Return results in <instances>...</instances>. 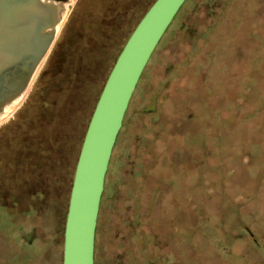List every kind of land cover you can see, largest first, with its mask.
<instances>
[{
  "label": "rangeland",
  "instance_id": "374dc122",
  "mask_svg": "<svg viewBox=\"0 0 264 264\" xmlns=\"http://www.w3.org/2000/svg\"><path fill=\"white\" fill-rule=\"evenodd\" d=\"M42 1L58 16L53 41L0 114V129L9 125L0 130V264H61L89 117L153 0ZM37 80L50 101L41 136L32 108L22 121L42 153L17 167L23 130L14 125ZM151 262L264 264V0H184L131 94L104 176L93 264Z\"/></svg>",
  "mask_w": 264,
  "mask_h": 264
},
{
  "label": "water",
  "instance_id": "95a60500",
  "mask_svg": "<svg viewBox=\"0 0 264 264\" xmlns=\"http://www.w3.org/2000/svg\"><path fill=\"white\" fill-rule=\"evenodd\" d=\"M183 2L153 0L127 36L106 76L73 170L61 264H93L97 212L113 144L138 78ZM57 18L56 10L46 1L0 0V114L24 94L53 41ZM155 96L145 110H153Z\"/></svg>",
  "mask_w": 264,
  "mask_h": 264
},
{
  "label": "trees",
  "instance_id": "16d2710c",
  "mask_svg": "<svg viewBox=\"0 0 264 264\" xmlns=\"http://www.w3.org/2000/svg\"><path fill=\"white\" fill-rule=\"evenodd\" d=\"M115 1H119V0H115ZM120 9L121 8L118 7L116 9V12H118ZM40 86H41V83H40L39 80H37L36 84L34 86V90L36 91L34 96L32 97V99H29L28 103L25 104L24 110L22 109V112H24V113H21L22 117L18 118L15 121L16 125H14V126L17 127L16 130H18V128L23 130L22 132H20L18 141L16 142L18 149L16 150L15 153H16V155H19L18 156L19 157V162L17 164L18 165L17 167L24 166V163L26 162L28 156L30 157V154L35 156V154L38 155V154H40V152L42 153V149L40 148L39 142H34V143L26 142L25 136H26L27 132H26L25 129H26L27 126H26L25 122L22 121L24 119L23 114H25V112H28L27 109L32 108L34 116H32V118L30 117L31 118V122H32V124H33V126L35 128V132L39 133L40 136H41L42 127H40V125H39V123H40L39 118L41 116L46 115V112L48 111V107H49L50 101L47 98V96H45V94L42 93V91L40 92V88H41ZM27 104H28V106H27ZM7 126H9V125L3 126L0 130L1 131L4 130ZM6 130H7V128H6ZM38 137H39V135H38ZM1 203H0V213L4 210V205L1 204ZM244 225H245L244 228L246 230H248V228H247L248 226H246L247 225L246 222H245Z\"/></svg>",
  "mask_w": 264,
  "mask_h": 264
},
{
  "label": "bare ground",
  "instance_id": "6f19581e",
  "mask_svg": "<svg viewBox=\"0 0 264 264\" xmlns=\"http://www.w3.org/2000/svg\"><path fill=\"white\" fill-rule=\"evenodd\" d=\"M63 6V5H62ZM56 9H59L58 7L56 8ZM60 9H61V7H60ZM60 9H59V11H60ZM59 13V12H58ZM59 17H60V14H59Z\"/></svg>",
  "mask_w": 264,
  "mask_h": 264
},
{
  "label": "flooded vegetation",
  "instance_id": "af4514ba",
  "mask_svg": "<svg viewBox=\"0 0 264 264\" xmlns=\"http://www.w3.org/2000/svg\"><path fill=\"white\" fill-rule=\"evenodd\" d=\"M151 263H153V262H151ZM151 263H150V264H151ZM153 264H154V263H153Z\"/></svg>",
  "mask_w": 264,
  "mask_h": 264
}]
</instances>
